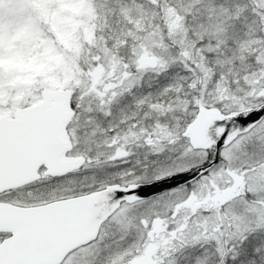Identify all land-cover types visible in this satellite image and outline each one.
Returning <instances> with one entry per match:
<instances>
[{
	"label": "snow or ice",
	"instance_id": "1",
	"mask_svg": "<svg viewBox=\"0 0 264 264\" xmlns=\"http://www.w3.org/2000/svg\"><path fill=\"white\" fill-rule=\"evenodd\" d=\"M0 264H264V0H0Z\"/></svg>",
	"mask_w": 264,
	"mask_h": 264
}]
</instances>
